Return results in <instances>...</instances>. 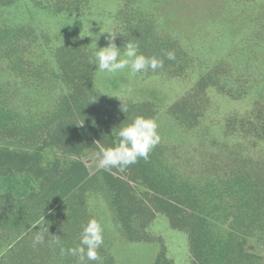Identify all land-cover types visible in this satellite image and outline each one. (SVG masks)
Here are the masks:
<instances>
[{
	"label": "rangeland",
	"instance_id": "rangeland-1",
	"mask_svg": "<svg viewBox=\"0 0 264 264\" xmlns=\"http://www.w3.org/2000/svg\"><path fill=\"white\" fill-rule=\"evenodd\" d=\"M3 1L1 33L23 28L36 42H25L18 76L0 59V101L5 98L15 115L40 124L79 91L94 96L92 107L107 111L102 123L79 122V154L50 146L41 156L43 169L52 168L58 178L78 161L88 177L97 178L77 198L85 213L82 226L96 219L104 229L101 261L85 264H107V259L111 264H155L161 254L167 264H193L189 231L172 226L158 209L159 199L175 200L188 227L200 235L198 245L209 238L242 244L250 257L232 255L226 264H264V0ZM105 31L119 33L115 43L122 52L132 41L139 54L163 60V67L135 76L129 69L99 72L94 54L108 44ZM67 50L75 59L73 73L64 74ZM168 52L175 59L169 60ZM72 77L81 79L79 91ZM136 117L158 124L161 139L148 159L139 158L124 171L99 168L97 154L117 145L119 128ZM100 172L129 186L135 214L124 222L131 231L115 224L118 207L111 203L113 190L101 189ZM2 180L0 193L6 189ZM16 180L19 195L38 191L34 176L21 174ZM63 218L62 211L52 214L45 225L46 244H37L39 253L71 241L76 229ZM20 232L28 234V227ZM30 235L23 244L32 245L35 234ZM214 255L207 253L209 264H217ZM52 260L60 262L58 256Z\"/></svg>",
	"mask_w": 264,
	"mask_h": 264
},
{
	"label": "trees",
	"instance_id": "trees-1",
	"mask_svg": "<svg viewBox=\"0 0 264 264\" xmlns=\"http://www.w3.org/2000/svg\"><path fill=\"white\" fill-rule=\"evenodd\" d=\"M4 3L5 5L9 4L8 0H4L2 5ZM20 29L2 32L3 35L0 31V59L1 62L8 63L9 72L14 75L18 73L19 65L22 64L26 47L36 42V37L31 31L24 34L25 30ZM27 40L31 42L24 46ZM66 55L67 59L62 68L63 72L64 74L69 73L70 70L73 73L70 66L74 64L72 59H75V53L67 50ZM70 82L77 88V91L81 89V79L77 82L72 77ZM4 99L0 101V178L3 179L6 189L0 193V231H2L0 232V264H54L52 258L55 256L60 259L58 264H78V259L67 252V249L75 248L80 243L82 231L80 228L83 225L85 213L77 198H80L79 191L84 188L86 183L96 182L97 178L88 177L86 168L80 161L73 164L62 175V178H58L59 176L56 177V171L52 168L43 169L41 156L44 150L50 146L60 148L68 155L79 154L82 148L81 138L77 134L79 122L83 121L85 124L102 123L105 121L107 111L99 110L95 106L92 107L91 99L95 100L94 96L79 91V94L77 92L71 98L69 105L64 103V108L51 114L43 124H40L33 117L15 115L11 111L12 104L8 105ZM88 101L89 105H87ZM62 109L65 113L61 115ZM81 112L87 116L82 117ZM37 124L39 125L36 126ZM36 129L38 132L35 131ZM21 174L34 176L40 181L41 186L39 184L37 192H30L25 195L18 194L19 182L16 177ZM102 174L101 189H105L107 186L111 191L113 190L111 194L113 202L111 203L117 204L118 207L114 212L115 224L117 226L120 223L124 225L134 213V211L132 212V203H130L129 186L120 178H111L100 172V175ZM185 199L188 202L191 198L185 197ZM159 201V211L170 217L171 222L173 221L172 226L182 227L184 231H189L193 264H199L202 261V256L205 257L201 264H209L210 260L206 257L208 252L215 254L213 260L217 264L231 262L232 255L242 254L244 259L250 257L247 252L242 251V244L224 245L225 241L223 244H219L215 242L216 239L211 241L209 238L198 245L200 235L196 234L197 230L194 227H188L189 224L185 222L186 217L182 214L181 209L177 207L176 202L172 203L175 200L169 199L171 204L160 199ZM57 211H62L64 213L63 221L65 223L70 222L76 229L69 237L71 241L68 245L64 246V240L61 241L60 248L47 247L39 253L37 245L33 246L34 240L30 243L32 245L27 244L26 241L23 244L27 235H36L39 227L50 223L52 214L54 215ZM29 225L32 226L29 227ZM124 226L126 231H131L129 226L126 224ZM23 227H28V234H25L27 232H20ZM45 244L44 241L39 247ZM57 244L60 245V243ZM215 246H219V248L217 249ZM61 249L65 251L62 253ZM235 249H238V252ZM11 261L14 263H10ZM106 261L107 264H111L110 259ZM155 264H167L163 254L158 257Z\"/></svg>",
	"mask_w": 264,
	"mask_h": 264
},
{
	"label": "clouds",
	"instance_id": "clouds-1",
	"mask_svg": "<svg viewBox=\"0 0 264 264\" xmlns=\"http://www.w3.org/2000/svg\"><path fill=\"white\" fill-rule=\"evenodd\" d=\"M105 33L108 34L106 37L107 46L99 48L94 54V61L99 72L115 74L121 70L129 69L130 76H135L137 73L147 72L149 69L155 71L157 68L163 67V60L139 54L138 45L132 41H128L124 45L122 52L121 47L115 43L119 33L112 31H105ZM166 55L169 60L175 59L173 52H168ZM110 97L119 98L120 94H113ZM123 111H126V108H123ZM117 135L119 137L117 145L102 149L97 154L99 168L104 170L118 168L120 171H124L129 165L136 163L139 158L148 159L149 153L161 139L157 122L144 117H136L130 124L120 127ZM103 232L104 229L100 222L96 219L89 220L82 227L79 245L67 249V252L77 257L78 264H85L86 260L101 261L98 249L104 243ZM47 233L48 228L45 225L39 227L33 246L43 244ZM53 242H58V239ZM61 251L63 253L65 250L61 249Z\"/></svg>",
	"mask_w": 264,
	"mask_h": 264
}]
</instances>
